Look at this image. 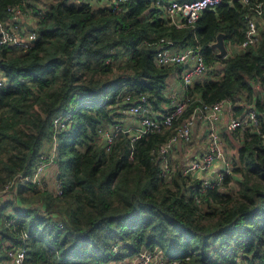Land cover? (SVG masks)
<instances>
[{
  "label": "trees",
  "instance_id": "obj_1",
  "mask_svg": "<svg viewBox=\"0 0 264 264\" xmlns=\"http://www.w3.org/2000/svg\"><path fill=\"white\" fill-rule=\"evenodd\" d=\"M258 2L264 6L222 0L175 27L156 0H0L1 21L11 7L35 17L27 45L0 46V260L11 246L25 248L23 264H97L158 248L178 264H264V123L261 133L220 131L230 173L204 190L201 178L174 164L162 177L158 147L176 124L109 144L99 133L121 124L114 108L127 110L141 96L154 110L170 100L168 77L184 65H156L162 47H196L209 65L184 86L191 102L183 116L199 101L228 99L235 114L253 107L264 119V13L258 43L235 48ZM218 32L232 47L223 58L212 47ZM67 111L68 126L54 130L52 117ZM53 141L61 195L29 181L4 192L16 173H32Z\"/></svg>",
  "mask_w": 264,
  "mask_h": 264
},
{
  "label": "built area",
  "instance_id": "obj_2",
  "mask_svg": "<svg viewBox=\"0 0 264 264\" xmlns=\"http://www.w3.org/2000/svg\"><path fill=\"white\" fill-rule=\"evenodd\" d=\"M117 4L125 0H109V3ZM222 0H156V5L160 8V16L166 23L175 27H183L192 24L199 14L206 9H215ZM246 1V0H243ZM11 17L8 21V28L0 32V46L4 43H17L27 45V42L35 38V33L32 29H27L22 23L24 19L18 7H11ZM264 6L262 2L255 5L256 16L248 17L246 20V27L244 29V39L237 45L238 49L246 48L248 45L254 46L259 41V22L257 17L263 15ZM34 21L35 17L32 16ZM33 27V25H32ZM164 42L163 39L160 40ZM153 61L156 65H172L183 64L184 69L180 73V77L184 85H189L193 80L199 76L204 75L209 70V65L204 61L200 50L196 47L187 46L181 49H169V47H162L153 55ZM5 79L2 72H0V85L4 83ZM125 99L130 100L126 95ZM139 101L131 104L127 112L136 117V123L132 126L123 124H116L111 128H105L99 131L100 136L105 143L109 144L114 139L118 138L122 133H129L131 141H134L141 135L148 132H162L174 124V132L163 141L159 147L158 152L161 156L160 168L164 179H169L175 169L173 163L170 161V152L173 146L180 142L187 144L190 141L191 130L196 122L205 124V139L206 149L199 155L191 157L182 166L181 174L190 176L192 178H201L202 189L213 187L222 182L225 174L230 173V162L225 156L223 144L220 140L219 123L223 112H226L229 119L225 123V128L228 130L237 127L255 129L261 133V124L264 119L259 118V113L253 107H246L240 113H234L231 103L228 99H221L215 102H204L193 107L192 111L186 116H183L185 110L189 106L191 100L185 96H174L169 101L168 107L160 115L153 116L149 114L148 107L143 105L145 99L143 96ZM70 118V111L59 113L52 117L51 122L54 130L64 129L68 126ZM260 123V124H259ZM108 149V145H106ZM56 156V142L53 141L47 153L40 154L38 160L35 162L31 174L22 175L16 173L4 185L3 191H10L15 188V185L20 181H29L30 183L43 187L44 172L46 167L54 162ZM219 162L217 171L212 170L214 164ZM214 171V172H213ZM211 174V175H210ZM53 195H61L62 186L59 178H55L51 187H46ZM11 213V212H10ZM14 222L13 217L5 218L4 223L11 225ZM113 252L117 249L114 244ZM6 260H0V264H23L25 258V248L20 246H11L7 250ZM133 264H178L179 259H169L158 250L143 251L134 255ZM112 259L98 262L97 264H112ZM230 264H238L236 261Z\"/></svg>",
  "mask_w": 264,
  "mask_h": 264
},
{
  "label": "crops",
  "instance_id": "obj_3",
  "mask_svg": "<svg viewBox=\"0 0 264 264\" xmlns=\"http://www.w3.org/2000/svg\"><path fill=\"white\" fill-rule=\"evenodd\" d=\"M26 19L27 20H25V19H23V20L26 22V24H25V25H27L26 28L29 29L28 25H33L32 24L33 21L31 20V16L26 17ZM259 25H261V23H259ZM8 26H9L8 25V20H5V21H1L0 20V32L2 30L7 29ZM226 47L228 49V52H227V54H228L231 51L232 47L230 45H228ZM235 48H237V46ZM169 49H171V48H169ZM172 50H175V49L172 48ZM221 58H223V57H221ZM221 65L222 64H220L219 62L215 63V67L216 68H220ZM184 86L185 85L182 82L180 74H177V73L171 74L168 77L167 87L165 89L167 95H169V97H170V100L172 98H174V96H177V97L179 96L180 97L183 94ZM169 101L166 102V103H163L160 106V108L157 109V110H154L150 106H148L149 114L150 115H153V114H157V115L159 114L160 115V114H162L164 112V110L168 107ZM113 111H116V112L119 113L117 115V118L119 119V121H121V124L127 125V126H132V125H134L136 123L137 119L135 118V116L130 115L127 112L125 107H119V108H116V109L114 108ZM228 119H229V116L227 115V113L223 112V114L221 116V121L219 123V132L222 131V130L223 131L227 130L225 128V123H226V121ZM205 129L206 128H205V124L204 123L196 122L195 125L192 127V130H191V140L190 141H193V144L188 148L190 141L186 145L182 144L180 142H177L173 146V149L170 152V161H171V163H175L176 161H178L177 162V166L178 167H182L188 161L189 158L201 154L203 152L202 151L203 148L206 149V145H205ZM201 140L204 141V144H202L203 142H200ZM224 151H225V149H224ZM218 165H219V162L215 163L214 164L215 167L212 170L217 171ZM56 173H57L56 163L52 162L51 164H49L46 167L43 178L47 180L46 182H49L48 178L55 179L56 178ZM5 196L6 195H3V197H5ZM8 210H10V209H7V211ZM134 259H135V257H134ZM134 259L129 261V263H127V264H133L134 263ZM2 260H4V259H2ZM5 260H6V258H5ZM126 260H127V257L122 258V259L114 258V261H112V264H119V262H126ZM123 264H126V263H123Z\"/></svg>",
  "mask_w": 264,
  "mask_h": 264
},
{
  "label": "water",
  "instance_id": "obj_4",
  "mask_svg": "<svg viewBox=\"0 0 264 264\" xmlns=\"http://www.w3.org/2000/svg\"><path fill=\"white\" fill-rule=\"evenodd\" d=\"M211 10H213V9H211ZM22 23L26 24V22L24 20L22 21ZM28 28L32 29V25H28ZM212 47H214L216 49L217 56H219V57H225L226 56L228 49H227L225 42H224V33L223 32H218L216 34L215 40L212 43ZM58 177H59V174L56 173V178H58Z\"/></svg>",
  "mask_w": 264,
  "mask_h": 264
},
{
  "label": "rangeland",
  "instance_id": "obj_5",
  "mask_svg": "<svg viewBox=\"0 0 264 264\" xmlns=\"http://www.w3.org/2000/svg\"><path fill=\"white\" fill-rule=\"evenodd\" d=\"M39 2H40V4L41 5H43V4H48L50 1H52V0H38ZM55 1V0H54ZM93 1V0H92ZM94 3V2H93ZM113 65V67H115V65H116V62L115 63H113L112 64ZM263 91H264V87H263V89H262ZM190 140H191V137H190ZM200 142H203L202 144H204V141L203 140H201ZM199 142V143H200ZM193 144V141H190L189 142V146H188V148L191 146ZM205 145H206V139H205ZM205 149L203 148V150L202 151H204ZM225 151H226V153H230V149H227V148H225ZM177 162L178 161H176L175 163H173L175 166L177 165ZM52 177V176H51ZM53 178H48V181L49 182H46L47 180L46 179H44V182H43V187L44 188H46L47 186H49V187H51V184L53 183ZM47 189V188H46ZM158 250H160V249H156V251H158ZM143 251H148V250H142L141 252H143ZM161 251V250H160ZM162 252V251H161ZM132 259H134V256H131V257H127V260H126V262H119V264H123V263H129V261H131ZM110 260V259H109ZM113 261H114V259H112Z\"/></svg>",
  "mask_w": 264,
  "mask_h": 264
}]
</instances>
